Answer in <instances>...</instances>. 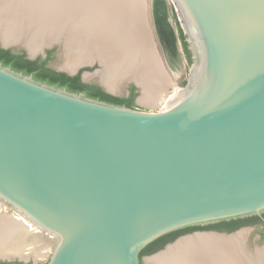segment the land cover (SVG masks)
I'll return each mask as SVG.
<instances>
[{"label":"water","instance_id":"95a60500","mask_svg":"<svg viewBox=\"0 0 264 264\" xmlns=\"http://www.w3.org/2000/svg\"><path fill=\"white\" fill-rule=\"evenodd\" d=\"M171 1L196 61L161 109L108 103L0 63V207L9 209L0 216L22 226L27 244L47 240L46 264H145L141 250L167 233L264 214V0ZM56 43L71 58L61 39L0 47L44 59ZM93 61L48 66L75 75ZM86 71L84 82L117 96L135 82L112 91ZM237 233L187 234L148 260L187 236Z\"/></svg>","mask_w":264,"mask_h":264},{"label":"bare ground","instance_id":"6f19581e","mask_svg":"<svg viewBox=\"0 0 264 264\" xmlns=\"http://www.w3.org/2000/svg\"><path fill=\"white\" fill-rule=\"evenodd\" d=\"M141 14L139 0H0V41L21 42L35 51L61 39L71 57L64 66L99 59L104 69L95 77L107 88L119 91L125 78L133 79L143 90L141 99L154 104L164 89V77L156 58L137 55L147 56L152 49L141 26L130 17ZM245 236V232L187 236L153 257L152 263L249 264L242 259L249 254ZM28 237L22 226L0 216V255L23 257ZM34 248L29 255L39 259L43 253ZM249 258L252 264H264V251Z\"/></svg>","mask_w":264,"mask_h":264},{"label":"trees","instance_id":"16d2710c","mask_svg":"<svg viewBox=\"0 0 264 264\" xmlns=\"http://www.w3.org/2000/svg\"><path fill=\"white\" fill-rule=\"evenodd\" d=\"M175 21L177 30L179 33L180 40L182 42L186 57L187 63L191 66L194 62L193 53L189 47L188 37L182 28L180 21L177 19L176 14ZM54 50L49 49L47 50V55L44 59L38 57L36 59H30L27 57L25 52L14 53L11 48H3L0 47V63L3 65L10 66L12 69L22 72L23 74L30 75L32 74L36 80L41 82L48 83L50 85H56L58 87H65L67 90L75 93L84 92L87 96L98 99L101 101H105L112 104L124 105L127 107L134 108L135 107V100L138 95L137 89L135 86H131L129 89L128 96H117L110 94L104 91L99 85L86 83L82 80V72L86 69L90 70L91 68H83L80 70L79 73L75 75H69L66 72L55 70L48 66L49 61L53 58ZM187 82V79L182 81V86H184ZM250 217H257V216H250ZM246 219L248 217H245ZM245 218H238L229 221H223L219 223H233L238 221H244ZM243 219V220H242ZM195 229H203L202 226H192L186 227L182 229H178L167 233L151 243L145 246L139 256L142 262V258L146 255H151L158 250L162 249L166 244L174 241L177 237L184 233L191 232ZM2 264H21L20 262L16 263H8L4 262Z\"/></svg>","mask_w":264,"mask_h":264},{"label":"rangeland","instance_id":"374dc122","mask_svg":"<svg viewBox=\"0 0 264 264\" xmlns=\"http://www.w3.org/2000/svg\"><path fill=\"white\" fill-rule=\"evenodd\" d=\"M165 1H166V9L168 12L167 14H168L169 22L171 23L172 28L177 31V26H176L174 14H176L178 20H179V15L175 9V5L173 4V2L171 0H165ZM139 3H141L142 8L144 7L143 13L145 15L144 18H146V22H147V24L145 23L146 24L145 26L150 31V39H151V42L153 43V46H154L156 58L159 62L161 70L163 71V73H162V76L164 77L163 81L166 84V86H168V87L161 89V91L158 93L160 95V98L158 99L157 102H155L153 104V103H146L145 101H143L141 99L142 95H143L142 88L136 81L135 82L138 84V86L135 85L136 84L135 82L129 83L128 86L130 84H134L136 86L137 93H138L136 100H135L136 105H138L144 109L158 110V109H161L164 106H166L168 103L169 97L171 95L175 94L179 90V88L182 87V81L188 78V76L191 72V66H189L188 63L186 62V60L183 59L181 62L180 61L177 62V63L180 62L179 66L176 67L173 64V66L175 68L172 67L173 62L171 63V61L168 58H166L165 54L163 53L162 46L159 42V38H158V34H157L158 25L156 22V15H155L156 10L154 7L155 6L154 0H139ZM132 6H133V4H132ZM153 13H154V15H153ZM130 17H132V19H134V21L137 24H139L140 26L141 25L143 26V24L141 22L142 14H141V18H140V16H135V15L130 16ZM59 44L60 43H56V45L50 47V49L54 50V59L51 60L49 63L51 66H54L57 68H60L64 65H67V58H68V57H63V50H62V47L60 48ZM47 50H49V49H47ZM95 58H97V57H95ZM82 68H91L90 70L87 69L88 71L85 72L86 76L88 75L87 76L88 81H90V82L96 81V79H97V77H95L96 73H98L100 68H101L98 59H95L93 61V63L84 64V66ZM92 76H94V77H92ZM127 89H128V87H125L122 89L121 92H118L116 94L124 96L128 93ZM7 210L9 211V209L6 206L0 207V214H2V213L5 214V212H7ZM11 214L14 215V212L10 211L9 215H11ZM244 232L246 235L245 238H247L249 233H250V230L245 229V230H243V233ZM35 242H37V240ZM44 242L46 243L47 240H44ZM44 242L39 241L37 243H29L25 247L26 249H30V250L33 249L34 247H35L34 249H38V248L41 249V252L43 253V255L41 256L42 258L40 257L39 259H37L38 262H40L41 264L47 263L48 258H49V254L51 252V246L44 244ZM41 243H43L44 246L41 245L39 247V244H41ZM248 245L252 247L253 244L248 243ZM258 245L264 247V241L261 243L254 244V246H258ZM245 247H246V244H245ZM30 250H29V252H30ZM148 257L149 256H147V255L143 257L144 263L145 264H153V263H151L152 259L150 258L151 261L149 262ZM30 259H32L33 261H36V259L34 260V257H30L29 259H27V261H29Z\"/></svg>","mask_w":264,"mask_h":264},{"label":"flooded vegetation","instance_id":"af4514ba","mask_svg":"<svg viewBox=\"0 0 264 264\" xmlns=\"http://www.w3.org/2000/svg\"><path fill=\"white\" fill-rule=\"evenodd\" d=\"M163 3H165V4L163 5ZM154 5H155L154 7L156 10V14H155L156 15V22H157L158 30H159V31L157 30V34H158L159 42L162 46L163 53L165 54L166 58H168L171 61V63L173 62L172 67H174L173 64L177 67V66H179L180 62L183 59H185L187 62V57H186L182 42L180 40L178 30L177 31L174 30L172 28L171 23L169 22V18H168V14H167L168 12L166 9V1L165 0H154ZM163 6L165 9L163 8ZM153 15H154V13H153ZM176 52H179V53H176ZM178 54L180 55V62L179 63H177L179 61ZM53 59H54V54H53V58L51 60H53ZM193 59H194V61H196L194 54H193ZM92 84H95V83H92ZM131 86H135V85L130 84L128 86V89H130ZM128 95H129V93L127 95H124V96H128ZM135 107L142 108V107L136 105V103H135ZM202 227H203V229H195L191 232L184 233V234L180 235L179 237H177L176 239H178L182 236H185L187 234H192L194 232H218V233L230 234V233H234V232H238V231L243 232V230L249 229L250 233H249L248 237L246 238L247 240L245 241V243L247 245L246 250L249 252L250 255L248 254L245 258L247 260L250 259L249 257H251V254L252 255L256 254L258 250L264 251L263 246H260V245L254 246V244L261 243L264 241V214H262L261 216L253 217V218L252 217H248L247 219L245 218L244 221H238V222H233V223H229V224L214 223V224H209V225H205ZM248 243L253 244L252 247L249 246ZM4 262H8V263L20 262L21 264H41L40 262H35L32 259H30L29 261L20 260V259L0 260V264H2ZM142 262L144 263L143 258H142Z\"/></svg>","mask_w":264,"mask_h":264},{"label":"crops","instance_id":"0c3cea01","mask_svg":"<svg viewBox=\"0 0 264 264\" xmlns=\"http://www.w3.org/2000/svg\"><path fill=\"white\" fill-rule=\"evenodd\" d=\"M138 44H140V43H138ZM141 45V44H140ZM139 46V45H138ZM140 47V46H139ZM140 52H138V54L137 55H141V58H150V57H153L154 59L156 58V54H154V50L153 49H151V53L149 54V55H147V56H145V55H143V54H139ZM94 60V59H93ZM157 62V63H156ZM155 64H156V68H157V66H159L158 68V70L160 71V72H162L163 73V71L161 70V68H160V65H159V62H158V60H157V58L155 59ZM161 73V74H162ZM122 86V85H121ZM166 87H168V86H166V84L164 83V88H166ZM159 93V92H158ZM157 96H158V98H160V95L159 94H157ZM27 243H28V241H27ZM27 243H26V245H27ZM26 247V246H25ZM24 249V248H23ZM22 249V251H24ZM30 250V249H29ZM33 257V256H32Z\"/></svg>","mask_w":264,"mask_h":264}]
</instances>
